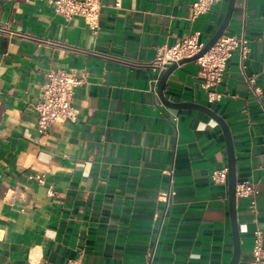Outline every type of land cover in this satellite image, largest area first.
Masks as SVG:
<instances>
[{"label": "crops", "instance_id": "0c3cea01", "mask_svg": "<svg viewBox=\"0 0 264 264\" xmlns=\"http://www.w3.org/2000/svg\"><path fill=\"white\" fill-rule=\"evenodd\" d=\"M52 1L0 0V264H230L228 186L212 179L227 167L223 131L164 105L148 67L185 37L207 43L229 0L196 18V0H102L97 34ZM225 35L249 40L243 65L234 53L205 90L198 63L183 64L164 96L229 125L238 183L257 191L237 202L239 264H251L254 233L264 240V0H235ZM60 70L83 79L79 115L42 134L35 105Z\"/></svg>", "mask_w": 264, "mask_h": 264}, {"label": "built area", "instance_id": "2783aa9c", "mask_svg": "<svg viewBox=\"0 0 264 264\" xmlns=\"http://www.w3.org/2000/svg\"><path fill=\"white\" fill-rule=\"evenodd\" d=\"M222 0H196L192 6L191 17L196 18L207 13L213 6ZM57 12L67 20L73 17H81L93 34L100 30L102 13V0H53ZM115 8H121L120 1H117ZM7 31L0 27V33ZM206 46L193 35L185 37L182 41L172 47H162L158 50L157 57L148 64L152 72L151 82L157 87L161 76L168 68L179 63L181 60L193 58L198 55ZM238 52L241 64L248 58L250 53L249 40L245 36L223 35L218 42L203 56L195 62L200 67V75L203 78V89L210 90L220 86L225 78L228 61ZM253 92L259 97L260 89L256 87L255 77L246 78ZM83 84V79L76 72L52 71L45 77L42 87V94L35 105L38 118L39 132L45 134L48 130L60 121H75L79 111L73 107L75 91ZM213 94L210 93V97ZM212 179L215 183L228 186V167L215 171ZM256 189L249 183H238L236 188L237 202L241 199L254 198ZM252 212H256L255 201L250 206ZM253 260L251 264H264V240L260 230L254 233ZM153 260L150 255L149 264ZM66 264H84L78 260L68 261Z\"/></svg>", "mask_w": 264, "mask_h": 264}, {"label": "water", "instance_id": "95a60500", "mask_svg": "<svg viewBox=\"0 0 264 264\" xmlns=\"http://www.w3.org/2000/svg\"><path fill=\"white\" fill-rule=\"evenodd\" d=\"M234 8H235V0H229L228 8L220 27L213 35V37L206 43L205 48L198 55H196L193 58L181 60L179 63L171 65L168 68V70L164 72V74L161 76V79L157 87L158 88L157 94L161 99L162 103L169 108L191 109L205 113L213 120H215L223 131L224 139L226 142L227 167H228V203H229L230 220H231L233 244H234L233 258L230 264H239L241 259V238H240V229L237 222L236 188L238 184V178H237L235 145H234L231 129L227 124V122L225 121V119L217 115L214 111H212L208 107L198 105L195 103H187V102L172 103L164 96L166 83L169 77L178 69V67L186 63L195 62L198 58L206 54L226 33L230 21L232 19Z\"/></svg>", "mask_w": 264, "mask_h": 264}]
</instances>
